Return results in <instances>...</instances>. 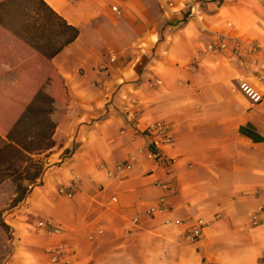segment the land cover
<instances>
[{
	"label": "crops",
	"instance_id": "crops-1",
	"mask_svg": "<svg viewBox=\"0 0 264 264\" xmlns=\"http://www.w3.org/2000/svg\"><path fill=\"white\" fill-rule=\"evenodd\" d=\"M45 1L80 29L53 58L69 103L0 264H264V0Z\"/></svg>",
	"mask_w": 264,
	"mask_h": 264
},
{
	"label": "trees",
	"instance_id": "trees-1",
	"mask_svg": "<svg viewBox=\"0 0 264 264\" xmlns=\"http://www.w3.org/2000/svg\"><path fill=\"white\" fill-rule=\"evenodd\" d=\"M79 34L80 29L68 23L45 0H0V58H17L20 52L26 51L25 46L22 47L25 43L31 54L35 51L40 53L54 68L62 85V94L45 111L47 115L40 118L32 116L28 122L24 116L6 128L7 140L0 147V185L9 178L16 181L11 208L19 205L41 183L48 166L35 155L47 153L56 145L54 134L69 103L67 86L53 58ZM29 110L33 113L35 109L31 106Z\"/></svg>",
	"mask_w": 264,
	"mask_h": 264
},
{
	"label": "rangeland",
	"instance_id": "rangeland-1",
	"mask_svg": "<svg viewBox=\"0 0 264 264\" xmlns=\"http://www.w3.org/2000/svg\"><path fill=\"white\" fill-rule=\"evenodd\" d=\"M19 44L22 43L19 42ZM24 46L26 51L20 52L17 58L13 56L0 58V137L3 135L2 145L7 140L6 128L12 127L24 116L28 122L32 116L40 118L47 115L46 112L50 105L55 103L62 94V85L54 68L44 60L40 53L35 51L31 54L29 46L25 43L22 47ZM31 106L35 109L33 113L29 110ZM48 155V152H41L35 156L48 164ZM15 191L16 181L11 178L2 183L0 187V259L2 258L3 261L13 250V234L10 224L6 222L5 213L11 209L10 204L15 197Z\"/></svg>",
	"mask_w": 264,
	"mask_h": 264
},
{
	"label": "built area",
	"instance_id": "built-area-1",
	"mask_svg": "<svg viewBox=\"0 0 264 264\" xmlns=\"http://www.w3.org/2000/svg\"><path fill=\"white\" fill-rule=\"evenodd\" d=\"M169 6L173 7L174 3L173 1H168ZM116 9V8H115ZM193 11L195 9V7H192ZM244 44V40H242L241 38H237L235 40V52H239L240 49L242 48V45ZM228 47V42L226 40H217L215 42H212L209 45V49L210 50H225ZM250 49H254L256 47H254L253 45L249 46ZM240 88L242 89V91L248 95L254 102H258L260 100H262L263 95L258 92L255 88H253L247 81L242 80L240 82ZM152 129L159 133V134H164V124L163 123H158L155 126L152 127ZM158 141L160 140H154L153 141V145L157 146L158 145ZM124 167H130V164L128 163H124V164H118L117 168L120 170ZM75 183L72 184L69 187H65L63 186V188L61 187V189L59 190L60 193L62 194H66L68 196H73V189H74ZM116 199V198H114ZM135 221H138V218H135ZM182 224L185 225L187 227V236L188 238H190L191 240H197L199 238L202 237L203 233H204V228L206 226V222L203 218H198L196 220H184L182 221ZM38 226L40 228H45L48 229L50 231H57L59 232L61 230L60 227L56 226L54 224V222H52V220L48 219V220H40L38 222ZM58 257H54V260H58Z\"/></svg>",
	"mask_w": 264,
	"mask_h": 264
}]
</instances>
